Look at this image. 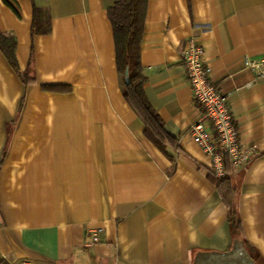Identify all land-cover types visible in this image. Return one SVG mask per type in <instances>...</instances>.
<instances>
[{"label": "crops", "instance_id": "obj_1", "mask_svg": "<svg viewBox=\"0 0 264 264\" xmlns=\"http://www.w3.org/2000/svg\"><path fill=\"white\" fill-rule=\"evenodd\" d=\"M6 1V2H5ZM116 0H0V261L190 264L234 238L264 264V0H146L145 96L174 137L161 151L125 101L108 8ZM41 27L33 32V8ZM192 38L251 159L231 169L236 232L189 126L200 115L182 51ZM101 228L91 243L89 230Z\"/></svg>", "mask_w": 264, "mask_h": 264}, {"label": "trees", "instance_id": "obj_2", "mask_svg": "<svg viewBox=\"0 0 264 264\" xmlns=\"http://www.w3.org/2000/svg\"><path fill=\"white\" fill-rule=\"evenodd\" d=\"M6 2V1H5ZM146 0H116L107 10L115 44L116 69L119 75L122 95L130 108L137 114L144 125L145 136L161 151H165L167 143L173 144L174 137L166 132L163 122L149 104L143 89L145 76L142 73L139 61L140 41L143 34L144 17L146 11ZM39 7L33 8V32H46L48 27L42 28L39 19ZM15 40L11 35L3 34L0 31V49L11 64L17 70L14 55ZM224 157V177H217V189L228 210V218L238 231L239 223L237 210L234 207L235 186L230 181L232 171L229 157ZM255 262V257L251 254ZM256 263V262H255ZM0 264H8L0 261Z\"/></svg>", "mask_w": 264, "mask_h": 264}, {"label": "built area", "instance_id": "obj_3", "mask_svg": "<svg viewBox=\"0 0 264 264\" xmlns=\"http://www.w3.org/2000/svg\"><path fill=\"white\" fill-rule=\"evenodd\" d=\"M185 78L192 92V102L200 112L189 126L193 142L210 158V171L215 177H224V157H229L232 169L243 167L251 159L253 146L240 142L234 117L225 104V96L210 78L212 68L205 62L203 48L192 38L187 39L182 51ZM244 68L256 79L264 78V56L242 57ZM101 228L89 230L91 243L99 241Z\"/></svg>", "mask_w": 264, "mask_h": 264}, {"label": "water", "instance_id": "obj_4", "mask_svg": "<svg viewBox=\"0 0 264 264\" xmlns=\"http://www.w3.org/2000/svg\"><path fill=\"white\" fill-rule=\"evenodd\" d=\"M190 264H256L243 241L234 238L229 250L225 251H198Z\"/></svg>", "mask_w": 264, "mask_h": 264}]
</instances>
